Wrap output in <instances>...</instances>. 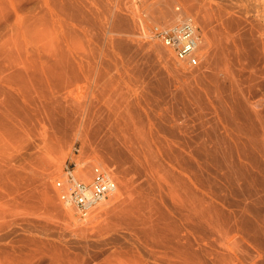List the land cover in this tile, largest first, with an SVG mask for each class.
<instances>
[{
  "label": "rangeland",
  "instance_id": "rangeland-1",
  "mask_svg": "<svg viewBox=\"0 0 264 264\" xmlns=\"http://www.w3.org/2000/svg\"><path fill=\"white\" fill-rule=\"evenodd\" d=\"M66 1L0 0V264H264V0ZM174 8L197 68L141 33ZM95 163L80 217L54 181Z\"/></svg>",
  "mask_w": 264,
  "mask_h": 264
},
{
  "label": "built area",
  "instance_id": "built-area-1",
  "mask_svg": "<svg viewBox=\"0 0 264 264\" xmlns=\"http://www.w3.org/2000/svg\"><path fill=\"white\" fill-rule=\"evenodd\" d=\"M184 18L175 23L174 26L155 23L149 28H141V33L144 35L147 32L152 39L154 38L168 47L180 61L187 64L188 68L193 69L199 67L203 60L197 54V42L200 34L192 18ZM90 173L89 184L76 181L69 170L66 173L68 178L66 185L60 180L55 183L59 189L58 196L61 201L72 206L80 217H85L93 207L116 189L112 173L103 165L93 164Z\"/></svg>",
  "mask_w": 264,
  "mask_h": 264
},
{
  "label": "bare ground",
  "instance_id": "bare-ground-1",
  "mask_svg": "<svg viewBox=\"0 0 264 264\" xmlns=\"http://www.w3.org/2000/svg\"><path fill=\"white\" fill-rule=\"evenodd\" d=\"M47 1H48V0H47ZM50 1H52V0H50ZM57 1H58V0H57ZM65 1H66V0H65ZM67 1H68V0H67ZM67 1H66V2H67ZM48 3H49V2H48ZM50 3H51V2H50ZM64 3H65V2H63L62 5H63ZM67 3L69 4L70 2L68 1ZM67 3H65V5H67ZM59 4L61 5V3H59ZM50 5H51V4H50ZM62 5L60 6L61 8H63V7L65 6V5H64V6H62ZM46 6H47V5H46ZM52 6H54V5H52ZM52 6H51V7H52ZM67 6H68V5H67ZM71 6H72V5H71ZM191 6H193V5H191ZM191 6H190V7H191ZM48 7H50L49 4H48ZM58 8H59V7H58ZM67 8L70 9V7H67ZM67 8H66V9H67ZM176 8H177V7H176ZM179 8H180V7H179ZM194 8H195V7H194ZM64 9H65V8H63V10H64ZM71 9H74V7H72ZM177 9H178V8H177ZM192 9H193V8H192ZM196 9H197V8H196ZM160 10H162V9H160ZM175 10H176V9L174 8V12H175ZM193 10H194V9H193ZM46 11H47V10H46ZM56 11H58V10H55V12H56ZM66 11H67V10H66ZM70 11H71V10H68V12H70ZM75 11H76V9H75ZM75 11H73V12H75ZM55 12H53V13H55ZM159 12H160V13H159ZM159 12H158V13L161 15L164 11L162 10V11H159ZM47 13H48V15H49V12H48V11H47ZM75 13H77V12H75ZM143 13H144V12H143ZM166 13H167V12H166ZM182 13H183V12H181V10H178V12H175V14H177V16H175L176 18H174L172 21H169V22H166V21H165V22H162V23H163L165 26H174L175 23H178L180 20H183V19H181V17L184 15V13H183V15H182ZM51 14H52V11H51ZM64 14H65V12H64ZM68 14H72V12H71V13H68ZM145 14H147V13H145ZM148 14H149V13H148ZM163 14H165V13H163ZM199 14H201V13H199ZM204 14H205V13H204ZM37 15H38V14H37ZM73 15H75V14H73ZM178 15H179V16H178ZM181 15H182V16H181ZM55 16H56V14H55L54 16H52V17L55 18ZM57 16H58V14H57ZM57 16H56V17H57ZM61 16H62V15H61ZM69 16H70V15L67 16L68 18L66 17L67 20H68V19L72 20V16H71V18H69ZM76 16H79V15L76 14ZM164 16H165V15H164ZM200 16H201V15H200ZM49 17H50V16H49ZM52 17H51V18H52ZM58 17H59V16H58ZM73 17H74V16H73ZM184 17H185V18H184ZM184 17H183L184 19H186V18L188 19V18H190L191 16L189 17V15H186V16L184 15ZM51 18H50V19H51ZM66 18H65V19H66ZM76 18H78V19L80 20L79 17H76ZM89 18H90V17H89ZM152 18H153V17H152ZM191 18H193V17H191ZM63 19H64V18H63ZM78 19H77V20H78ZM164 19H166V17H165ZM53 20H54V19H53ZM55 20H56V19H55ZM192 20H194V19H192ZM202 20H203V19H202ZM59 21H61V23H62V21H64V20H61V19L59 20V19H58V22H59ZM84 21H85V20H84ZM87 21H88V20H87ZM64 22H65V21H64ZM69 22H70V21H69ZM71 22H72V21H71ZM56 23H57V22H56ZM154 23H155V22H154ZM160 23H161V22H160ZM50 24H51V23H50ZM54 24H55V23H54ZM62 24L64 25V23H62ZM66 24H67V23H66ZM143 24H144V23H143ZM143 24H142V25H143ZM145 24H146V23H145ZM150 24H151V23H150ZM195 24H196V23H195ZM152 25H153V24H152ZM58 26H59V25H58ZM75 26H76V25H75ZM202 26H203V25H202ZM205 26H206V25H205ZM36 27H37L36 31H41V30H42V29H40V19H39V18L37 19V26H36ZM67 27H69L68 24H67ZM140 27H142V26H140ZM140 27H139V28H140ZM143 27L148 28V27H147V24L144 25ZM143 27H142V28H143ZM69 29H70V27H69ZM56 30H57V29H56ZM58 30H59V29H58ZM58 30H57V31H58ZM70 30H71V29H70ZM139 30H140V29H139ZM52 31H53V30H52ZM68 33H69V32H68ZM38 34H39V33H38ZM59 34H60V33H59ZM66 34H67V33H65V35H66ZM227 34H229V33H227ZM57 35H58V34H57ZM65 35H64V36H65ZM139 35H141V33H140ZM60 37H61V36H60ZM67 37H68V36H67ZM144 37H145V38H150V39H152V38L149 36V34H148L147 32L144 33ZM62 38H63V37H62ZM152 40H153V39H152ZM153 41H156V40L154 39ZM156 42H157V41H156ZM160 44H161V43H160ZM161 45H162V44H161ZM197 45H198V48H197V54L200 55V57H202V59H203V58L205 57V55H203L204 53H202V46H201V45H202V39H201V37H199L198 42H197ZM162 46H163L164 48H166V49L169 51V53H171V54L173 55V57H174V59H175V61H176V64H178L179 67H181V68H185V69H190V68H188L187 64L184 63V62H182V61H180V60L174 55V53H173L168 47H165L164 45H162ZM227 46H228V45H227ZM237 47H238V46H237ZM230 48H231V47H230ZM240 49H241V48H240ZM231 50H232V49H231ZM234 60H235V59H234ZM201 63H202V62H201ZM200 65H201V64H200ZM227 67H228V66H227ZM240 67H241V66H240ZM196 68H197V67H196ZM193 69H194V68H193ZM15 73H16V72H15ZM8 74H10V73H8ZM12 74H13V73H12ZM236 74H237V72H236ZM241 77H242V76H241ZM5 78H6V77H5ZM11 78H12V77H11ZM246 78H247V77H246ZM252 78H253V77H252ZM10 82H11V81H10ZM236 87H237V86H236ZM243 89H244V88H243ZM239 92H240V91H239ZM229 93H230V92H229ZM228 96H229V95H228ZM232 96H233V95H232ZM237 101H238V100H237ZM240 103H241V101H240ZM251 104H252V103H251ZM82 109H83V108H82ZM87 110H88V109H87ZM255 111H256V110H255ZM89 118H90V117H89ZM89 118H88V119H89ZM86 119H87V118H86ZM84 134H85V133H84ZM97 164H100V163H97ZM72 169H73V168H72ZM89 170H90V171H88V173L91 172V170H92V165H90ZM110 172H111V171H110ZM63 173H64V172H63ZM63 173H62V174H63ZM88 173H87V172H84V171H83L82 173H77V172L74 171L73 175L76 174L77 177L74 175L73 178L76 179V181H78V182H81V183H84V184H89V182H90V177H91V173H90V175H88ZM65 174H66V173H65ZM61 176H62V175H61ZM88 176H89V177H88ZM62 177H63V178H62ZM62 177H61V179H57V180L55 179V181H54V186H55V189L58 191V194H59V189H58V188L56 187V185H55L56 181H58V180L63 181V184L66 185V180H68V178L66 177V175H65V177H64V175H63ZM112 177H113V174H112ZM77 178H78V179H77ZM113 178H114V177H113ZM114 180H115V179H114ZM115 183H116V180H115ZM117 189H118V185H117V183H116V189H115V191H114L113 193H116V192H117ZM87 192H89V191H87ZM113 193H112V196H113ZM110 196H111V194H110ZM110 196H109V198H110ZM105 199H106V198H105ZM105 199H104V200H105ZM59 200H60L61 204H62L64 207H66V208H70V209H73L72 206H69V205L63 203V202L61 201L60 198H59ZM104 200H103L102 202H100L99 204H97L95 207H93V209H91L89 212L94 211V209H96V208L99 207L101 204H103V203L106 201V200H105V201H104ZM73 210H74V209H73ZM74 211H75V210H74ZM75 212H76V211H75ZM89 212H88V213H89ZM70 217H71V215H70ZM187 219H188V217H187ZM189 219H190V218H189ZM190 220H191V219H190ZM242 222H243V221H242ZM185 224H186V223H185ZM189 224H190V223H189ZM187 227H190V226L187 225ZM187 227H186V228H187ZM189 232H190V231H189ZM187 243H188V242H187ZM185 246H186V245H185ZM185 249H186V248H185ZM192 250H193V249H192ZM190 252H191V251H190ZM186 255H187V254H186ZM170 263H171V262H170ZM175 264H176V263H175Z\"/></svg>",
  "mask_w": 264,
  "mask_h": 264
}]
</instances>
